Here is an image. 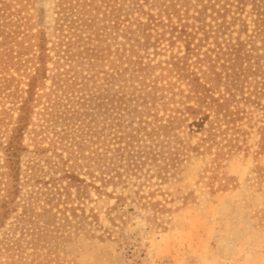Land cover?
<instances>
[{
	"label": "trees",
	"instance_id": "obj_1",
	"mask_svg": "<svg viewBox=\"0 0 264 264\" xmlns=\"http://www.w3.org/2000/svg\"><path fill=\"white\" fill-rule=\"evenodd\" d=\"M31 6L0 0V264H62L97 180L150 187L194 153L233 185L264 138V0H57L54 38Z\"/></svg>",
	"mask_w": 264,
	"mask_h": 264
},
{
	"label": "rangeland",
	"instance_id": "obj_2",
	"mask_svg": "<svg viewBox=\"0 0 264 264\" xmlns=\"http://www.w3.org/2000/svg\"><path fill=\"white\" fill-rule=\"evenodd\" d=\"M31 7L54 38L57 0H32ZM31 155L23 154L25 166ZM208 163L209 156L191 153L150 187L97 180L100 188L73 203H81L84 225L63 242L62 264H264V138L255 130L248 146L225 160L221 173L234 178L227 190L210 189L202 177Z\"/></svg>",
	"mask_w": 264,
	"mask_h": 264
}]
</instances>
